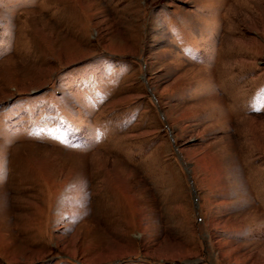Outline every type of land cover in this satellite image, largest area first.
<instances>
[{
	"label": "rangeland",
	"instance_id": "obj_1",
	"mask_svg": "<svg viewBox=\"0 0 264 264\" xmlns=\"http://www.w3.org/2000/svg\"><path fill=\"white\" fill-rule=\"evenodd\" d=\"M0 264H264V0H0Z\"/></svg>",
	"mask_w": 264,
	"mask_h": 264
}]
</instances>
